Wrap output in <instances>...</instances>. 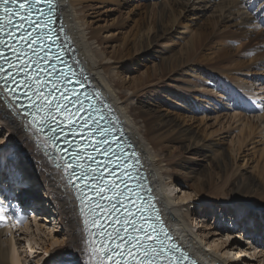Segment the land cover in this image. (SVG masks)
<instances>
[{
    "label": "bare ground",
    "instance_id": "obj_1",
    "mask_svg": "<svg viewBox=\"0 0 264 264\" xmlns=\"http://www.w3.org/2000/svg\"><path fill=\"white\" fill-rule=\"evenodd\" d=\"M90 1L98 3L100 5L98 7L117 12L118 21L112 26L93 24L89 21V17L97 12L95 9L98 7L95 8L89 0H59L56 6L57 12L62 25L66 28V34L71 39L77 58L92 78L94 86L110 101L114 112L135 143L150 177V186L157 195L165 220L170 226V233L204 264H239L232 259L235 255L240 256L242 253L250 257L257 255L256 252L259 249L257 251L254 245L240 246L233 255L232 248L235 247H231L226 242L222 255L203 248L202 233L194 232L191 227L190 212L196 202L188 198L187 190H195L196 196H203L202 199L226 203L233 200L241 202L240 205L236 204L240 211L233 216L234 225L228 226L229 229L238 230L240 225L238 226L236 221L245 216L253 218L259 215L264 221V148L260 153L262 181L252 174L239 173L236 166L238 165L237 157L235 158L232 154L240 150L244 143L247 144V140L251 142L256 136L261 137L260 142L264 144V113L255 117L246 115L245 117L236 112L231 115L228 113L225 118L228 117L229 126L236 124L241 128V134L247 135L240 140H232L229 149L224 148L219 140H211L210 143L213 145L210 149H206L209 148V144L205 145L202 142L201 139L206 138L203 133H200L202 131L185 125L188 119L195 118L193 114H189L191 109L196 108L198 111L205 109V105L211 100L212 95L206 94L205 88L208 91L217 88L222 93H226L229 103H237V107L247 103L235 90V87H239L236 83L238 80L229 77V72L232 69H245L243 67L245 65L246 69L254 70L255 73H264V30L250 29L264 26V0H155L154 3L138 6L141 10L130 18H125L123 12L127 0ZM130 19L134 20V25L126 33L124 30L129 26ZM112 30L122 33L123 41L119 47L113 42L120 36L112 38L103 35V32ZM187 30H191V34L187 33ZM174 40H179L183 44V49L177 48ZM207 47L209 49L218 47L215 52L218 58L206 66L201 60L202 52ZM236 53L242 60L232 58L231 68L219 65L221 59H226L229 55L235 57ZM150 55L154 59L152 64L146 66V71L129 79L125 77L124 74L130 72L127 69L138 65L140 58L150 59ZM177 76L183 78L186 86L194 88L192 93L195 98L194 101H189V104L193 103V105L188 104L191 108L186 109V111L190 110L188 114L184 110H176L177 113H174L170 104L164 101L170 96L176 98L175 94L173 95V92L169 90L171 83L174 84L173 82L180 79ZM167 80L171 83H167ZM241 85L243 89L252 90L249 83L242 82ZM172 87L175 89L177 85ZM166 93L168 96L165 95ZM158 98L164 102L158 107L146 101V99ZM186 102L188 101L183 99V107ZM204 118L206 117L203 115L200 119L204 121ZM0 120L2 128L9 133L10 137L8 143L2 144V153L9 158H17L22 165L29 166H25V179L20 180L19 176L10 175L13 184L23 185L25 180L28 182L33 178L35 182L37 181L35 176L38 175L42 176L40 184L44 181L43 184L47 190V194H44V191L38 188L37 181L34 186L29 187L31 189L19 191L16 197L23 203L22 206L34 208L35 205L38 211L41 208L45 209V216L50 213L57 214L59 223L64 227L61 235L62 242L55 248L56 251L37 264H90V261L91 264H96V258L92 256L87 243L86 228L79 212L76 196L68 185L65 175L53 165L49 155L38 143V133L31 129L25 120L18 117L17 111L2 100L1 95ZM207 129L208 127L203 129L205 134ZM173 142L181 144L187 150H192L199 144L205 146L206 148L201 152L210 157L212 167L209 170L211 174L208 176L211 177L207 180L199 176L203 170L193 165H186L188 167L183 169L173 166L172 163L175 161L173 152L178 149L177 146L171 147ZM236 142L239 143L237 149L234 147ZM216 145H219V148H216ZM177 170L184 171L183 175L176 174ZM214 171L220 174L215 177L216 179H212ZM174 184L175 186L183 184L184 188H187L183 198L173 197L169 193L170 189H176ZM207 187H211L212 190H206ZM46 195L50 200H46L48 199L44 197ZM218 196L221 199L216 198ZM9 210V205L5 203L4 206L1 200L0 213L5 215ZM30 222L21 229L29 228ZM3 223L0 219V264H24L21 262L20 255L16 253L12 235L4 233L6 228ZM249 223L251 221L245 222L246 225L241 224L246 230L245 233H248L249 228L246 226ZM18 225L19 223L15 226ZM205 225L208 224L201 222L202 227ZM11 232L13 233V230ZM55 241H58L57 238ZM65 241L66 243H63ZM46 250L49 251L47 248Z\"/></svg>",
    "mask_w": 264,
    "mask_h": 264
},
{
    "label": "snow or ice",
    "instance_id": "obj_2",
    "mask_svg": "<svg viewBox=\"0 0 264 264\" xmlns=\"http://www.w3.org/2000/svg\"><path fill=\"white\" fill-rule=\"evenodd\" d=\"M40 5H47L48 11L45 12ZM33 10L37 13L35 20L32 17ZM54 11V0H0V80L5 85H16V88L9 86L6 89L7 92L13 94L14 98H18L15 97V93L21 86L27 89L24 95L29 99L30 106H34V111L43 110L45 112L41 131H43V124L55 121L60 131H63L60 125L66 123V126L74 133L78 130L82 135L85 128L91 127L87 122L91 118V113L89 112L86 117L78 115L87 110L81 100V93L61 84V81L64 84L72 82L68 79L67 73L62 69H57L56 64L52 63V61L61 60V57L50 51L51 43L45 46L41 42L42 35H46L49 40L52 39L54 29L48 26L55 23L52 18ZM41 16L45 17L43 21L40 20ZM25 24L32 29V32L36 33L35 36L25 29ZM45 28H48L47 33L44 32ZM24 45L27 46L28 51H25ZM35 45L39 46L34 47ZM8 52H11L12 55L9 56ZM33 65H35L34 70ZM69 71H71L70 68ZM13 72L16 76L24 73L26 79L17 81ZM48 85L51 86L48 87ZM57 92L59 96H57ZM87 98L85 94V99ZM69 105L76 108L75 113L71 111ZM54 114L60 115L64 119L56 120ZM78 119L79 124L77 123ZM35 120L36 117L33 116V121ZM93 124H95V131L100 136L107 137L110 134L109 130L101 128L98 122L93 121ZM56 130L55 128L49 129L52 133H55ZM91 136L92 133L89 132V143L83 146L77 145V147L84 149L92 147L96 155H103L105 160L99 161L89 153L87 158L95 166H86L80 163V152L73 151L71 157L76 161V164L75 166L69 164L68 167L79 168L80 172L79 175H76V179L85 182L80 198L81 203L89 209V212L85 213V225L97 229L95 232L89 231L87 239L92 256L96 258V264H182V260L187 257L177 245H167L165 240L171 238L162 228L157 229L151 223V218L145 215L148 208L152 207L150 202L146 207L139 192L130 188L127 180L117 183L120 177L117 176L113 165L118 168L124 167L116 163L121 159V154L116 153L111 147L103 148L104 145L109 144L107 139L92 141ZM52 139L55 140V136ZM65 142L71 143L67 139ZM112 143L118 145V138L114 137ZM57 151L67 152L68 150L57 149ZM64 159L67 158L64 157ZM123 159L127 160L128 156H123ZM102 163L106 166L104 170H101ZM105 171L112 179H105ZM123 175L132 179L131 175L126 172ZM88 181L92 182L91 185L87 183ZM121 183L124 184L123 188L120 186ZM85 189L87 192H94V195L99 199L94 200ZM106 193H111V195H105ZM105 200H107V204L103 203ZM98 209L106 214L101 216ZM121 209H123V218L116 216V213ZM81 211L84 212V208ZM107 213H111V215H107ZM89 216L91 217L90 221ZM112 216H116V218L112 220ZM156 219L159 220L158 210ZM101 220H112L111 231L105 230V225L101 223ZM149 229L151 230L149 231Z\"/></svg>",
    "mask_w": 264,
    "mask_h": 264
},
{
    "label": "rangeland",
    "instance_id": "obj_3",
    "mask_svg": "<svg viewBox=\"0 0 264 264\" xmlns=\"http://www.w3.org/2000/svg\"><path fill=\"white\" fill-rule=\"evenodd\" d=\"M149 1H153V2H149ZM89 2L93 3L95 8L100 6L96 2H92L90 0ZM154 2L155 0H127L125 6L123 7L124 17L130 18L134 16V13L139 12L141 10L140 8H138V6L141 7V6H145L147 3H154ZM95 10L97 12L95 14H92L91 17H89V21H91L93 24H96V25L98 24V25H103V26H110V25L112 26L114 23L118 21L119 14L112 9H108L105 7H98ZM133 25H134V20L130 19L129 26L124 30V32L128 33ZM250 29H252V31H254V29L264 30V26L260 28L252 27ZM187 33L191 34V30H187ZM103 35L112 37V38L120 36L118 40L113 42V44L118 47L123 41L122 33L117 32V31L112 30L109 32H103ZM173 42L177 48L183 49V44H181L179 40H174ZM217 48L209 49L207 47L206 49L203 50L202 52L203 57L201 61H203L206 66L208 64L209 65L212 64L215 60H217L218 57L215 56V52ZM161 49H163V47H161ZM137 56L138 55H136V57ZM238 56L239 55L237 53L235 54V57L233 55L231 56L229 55L228 58L221 59V62L219 61V65L220 66L224 65L225 67L231 68L233 64L231 62L232 58L233 60H237V59L242 60L241 57L240 56L238 57ZM153 59L154 58L151 55H150V59H147V60L140 58V63L138 65H135L131 67L130 69H127L130 72L129 74L126 73L127 75L124 74L125 77L129 79L132 76H135V75L138 76L142 74L144 71L147 70L146 66L153 63L152 62ZM222 60H225V61L222 62ZM243 67L246 69L245 65H243ZM245 69H242V68L238 70L232 69L230 70L231 72H229L230 75L229 74L228 75L232 79L238 80L237 82L235 81L239 85V87H235V90L237 91V93H239V95H241V97L246 100L250 99L249 101L251 103V106L254 108V111L248 112L249 115L245 112L243 113V111L238 110V108H236L237 103L230 104L226 93H222L217 88H213L211 91H208V89L205 88L206 90L205 93L206 94L209 93L213 97V98L211 97V100L208 102V104L205 105V109H201L200 111L196 110V108L191 109L189 106H192L193 103L192 105H190L189 101L190 100L194 101L195 97H193L194 95L192 93L194 92V88L188 85L186 86V84H184L183 82V78L180 76H177L180 79L176 82H173L174 84H172L170 80H167L168 81L167 83L169 82L171 83L172 90L170 89L169 91L173 92L172 94L173 95L175 94L176 98L170 96V97L165 98L164 101H167V103L170 104L171 109L174 110V113H177L176 110L186 111L187 108H190L191 111L189 110L190 111L189 114H193V116L195 117L194 118L195 120L194 119L189 120L187 118L188 121H186L185 126L194 127L196 130L202 131L200 133H203V136L206 137V138L201 139L202 142L205 145L209 144V148H206L205 146H201L199 144L193 147L192 150H187L183 148L181 144L177 142H173L171 147H174V146L178 147V149L175 152H173V154H175V156H173L175 158V161H174L175 163L174 162L172 163L173 166L177 168H181V169L188 167L186 165H193L194 167H199L201 168V170H203V172H200L199 176H203L205 179L208 180V178L211 177V176H208L209 174H211L209 171L210 168L212 167L211 161H210V157L205 156L201 151H204V148L206 149L211 148V146L213 145L210 143L211 140H214V141L219 140L221 141V144H223L224 148L227 147L229 149V147H231L232 140L237 141L238 139L240 140V138L247 137V135L241 134L242 130L236 124H233V126L232 125L229 126L228 117L225 118L226 116H228V113L229 115H231V114H235V112L237 114L240 113L243 116L246 115L247 117H255L258 114L261 115L264 113V87H263L264 86V73L263 74L255 73L254 70L252 71V70H249L248 68L245 71ZM247 80L249 81L247 82ZM242 82L249 83L252 87V90H247L246 88H245L246 90L243 89L242 88L243 86L241 85ZM172 85H177L178 88L176 87L175 89H173ZM254 92H256V94H253ZM165 95L168 96V93H166ZM183 99H186L188 101L184 103L185 107H183ZM146 101L155 107H158L164 104V102H162V99H159V98L154 99V100L146 99ZM189 111H186L187 112L186 114H188ZM203 115L204 117H206L204 118L205 119L204 121L200 119ZM196 119H199V120H196ZM205 127H208L206 134L203 132V129ZM8 141H10L9 133L6 132L2 128V121L0 120V170L3 165V169L0 171V201L2 200L5 206V203L6 205H9V202H10L9 196H12V198H16V200H20L19 198L16 197L19 191L23 192V190H27V188L34 186L37 181H38L37 183H39L38 188L41 191H44L43 192L44 194L45 193L47 194V190L45 188V185L43 184L44 181L42 182V184H40V182L42 181V178H41L42 176L40 177L38 175L35 176V179L37 178V181L35 180V182H33L34 178L28 182L25 180V183H23V185H19L22 187H19L17 192L15 191L16 184H13L12 182L13 180L11 181L12 178L10 177L19 176L18 178L20 180L25 179V176H26V174L24 173L25 166L27 167L29 166L27 164L22 165V163L20 164V161L17 158H14V159L11 157L9 158L5 153L4 154L2 153L3 152L2 144L4 142L8 143ZM260 141H261V137L259 136L252 138L251 142L247 140V144L244 143V145L241 146L242 148V149L240 148L241 151L238 150L236 151V153H232V154L235 156V158L237 157L236 164L238 165L236 166H238L237 170L239 173H242L244 175L252 174L256 176L260 181H262L263 178H262V174L260 171L261 170L260 167L262 166L261 164L262 160H260V153L264 148V144L261 143ZM238 144L239 143L236 142L234 146L235 149L238 148ZM215 147L219 148V145H216ZM171 150H173V148H171ZM229 153L231 154L230 150H229ZM183 173L184 171L182 172L181 170H177L176 174L183 175ZM181 175L179 176V178L181 177ZM219 175L220 174H218L217 171H214V176L212 177V179L213 178L216 179L215 177ZM175 185L176 184H174V186ZM175 188L176 189H170L169 193H171L173 197L183 198L185 196V190H187V188H184L183 184L177 185L175 186ZM206 190L210 191L212 189L211 187H207ZM187 192H189L188 198L193 199L196 202V205L193 208H191L190 223H191V227L194 230V232L202 233L204 237L202 239L203 248L211 252L216 251L219 255H222V253L225 251L224 246L226 242L231 247H235V248H232V255H233L234 252L236 253V251H238V247L240 246L250 247L254 245V247L255 246L257 247V251L259 249V251L256 252L257 255L250 257V255L248 254L243 255L242 253V255L240 256L235 255V257H233L232 259L233 260L235 259L237 262H239V264H264V223H263L264 221L259 217V215L253 218H247V216H245V218L243 219L241 218L237 219L236 222L238 226L240 225L239 229L238 230H233L232 228L229 229L228 226L233 227L234 225L233 216L236 215L237 211H240L238 210L239 206H237L236 204L240 205L241 202L233 200V201H227L226 203V202L218 201V200L202 199L203 196H196L195 190L194 191L187 190ZM44 197L48 198V199L45 198L46 200H50V198L47 195ZM216 198L221 199L219 196ZM247 207H251V206H247ZM39 210L40 211H38L37 213L38 216L35 219L37 221L32 220L30 222L31 224L29 223V228L24 229V230L23 228H25L26 226H24L22 229L21 227L14 226V225H17L18 223L16 224V222L13 221L12 217L8 213L5 215H2L0 213V217H2V219L7 221V224L3 223L4 227L6 228L4 230L5 231L4 233H7L8 235L10 234L12 235L13 243L17 249L16 253L20 255L19 257L21 259V262H23L24 264H37L41 262L44 258L49 257L52 253H54V251H56L55 248L58 247L62 242L61 235H62V232H64V227H62V224L59 223L57 214L50 213L45 216L44 215L45 209L41 208ZM247 213H248V210H247ZM200 219H202V221H200ZM248 221H251V223H249V225L246 226V228H249V229H248V233H245L246 230L244 229V226H241V224L242 223L245 224V222H248ZM201 222L207 223L208 225H205V227L204 226L202 227ZM11 223H13L14 225H12ZM12 230H13V233L11 232ZM203 231L205 232L204 234H203ZM214 232L217 233L218 235L217 234L215 235ZM55 237L57 238L58 241H55L56 239ZM4 238H6V236ZM222 241L224 242V244ZM63 243H66V241ZM46 248L49 249V251H47ZM249 251L252 252V250H249Z\"/></svg>",
    "mask_w": 264,
    "mask_h": 264
}]
</instances>
